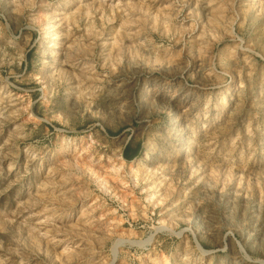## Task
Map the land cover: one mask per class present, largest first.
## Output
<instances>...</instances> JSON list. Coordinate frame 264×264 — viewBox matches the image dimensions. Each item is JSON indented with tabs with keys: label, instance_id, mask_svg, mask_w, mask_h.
Returning a JSON list of instances; mask_svg holds the SVG:
<instances>
[{
	"label": "rangeland",
	"instance_id": "rangeland-1",
	"mask_svg": "<svg viewBox=\"0 0 264 264\" xmlns=\"http://www.w3.org/2000/svg\"><path fill=\"white\" fill-rule=\"evenodd\" d=\"M0 264H264V0H0Z\"/></svg>",
	"mask_w": 264,
	"mask_h": 264
},
{
	"label": "bare ground",
	"instance_id": "bare-ground-1",
	"mask_svg": "<svg viewBox=\"0 0 264 264\" xmlns=\"http://www.w3.org/2000/svg\"><path fill=\"white\" fill-rule=\"evenodd\" d=\"M137 160V159H136ZM139 161V160H138ZM136 161H134V165H132L130 167V173L133 175H138L139 171L141 169H139V167L135 166ZM138 165V164H137ZM142 165V164H141ZM139 166V165H138ZM125 170H126V163H125V158L121 157V161L118 163H114L113 165V169H112V173L116 176H118V178H120L121 180L123 179V177L125 176ZM147 178V177H146ZM119 179V180H120ZM101 180V179H100ZM103 180V179H102ZM119 241H114L113 244H117ZM120 243H118L119 245Z\"/></svg>",
	"mask_w": 264,
	"mask_h": 264
},
{
	"label": "trees",
	"instance_id": "trees-1",
	"mask_svg": "<svg viewBox=\"0 0 264 264\" xmlns=\"http://www.w3.org/2000/svg\"><path fill=\"white\" fill-rule=\"evenodd\" d=\"M142 145L138 143L135 147L131 142L127 143L123 150V156L127 161H132L141 156Z\"/></svg>",
	"mask_w": 264,
	"mask_h": 264
},
{
	"label": "water",
	"instance_id": "water-1",
	"mask_svg": "<svg viewBox=\"0 0 264 264\" xmlns=\"http://www.w3.org/2000/svg\"><path fill=\"white\" fill-rule=\"evenodd\" d=\"M135 160V159H134Z\"/></svg>",
	"mask_w": 264,
	"mask_h": 264
}]
</instances>
